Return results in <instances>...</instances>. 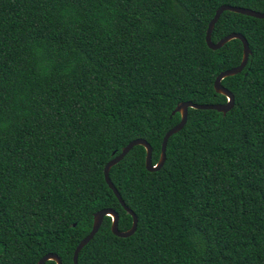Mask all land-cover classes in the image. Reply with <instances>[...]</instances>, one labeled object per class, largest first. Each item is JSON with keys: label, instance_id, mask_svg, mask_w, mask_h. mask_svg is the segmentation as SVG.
<instances>
[{"label": "trees", "instance_id": "trees-1", "mask_svg": "<svg viewBox=\"0 0 264 264\" xmlns=\"http://www.w3.org/2000/svg\"><path fill=\"white\" fill-rule=\"evenodd\" d=\"M221 5L264 13V0H0V264H73L103 209L131 227L103 168L135 139L156 164L177 105L227 102L213 84L243 47H207ZM231 33L251 51L221 81L233 107L189 108L160 170L141 146L110 169L136 231L118 238L105 217L78 264H264V19L223 12L211 40Z\"/></svg>", "mask_w": 264, "mask_h": 264}, {"label": "water", "instance_id": "water-1", "mask_svg": "<svg viewBox=\"0 0 264 264\" xmlns=\"http://www.w3.org/2000/svg\"><path fill=\"white\" fill-rule=\"evenodd\" d=\"M223 12H232L235 14H240L243 16L252 17L255 19H262V20L264 19V13H260V12H257V11L251 10V9H247V8H243V7H233V6H229V5H221L220 7H218L216 9L213 18L208 23V26L206 29V34H205V43L210 50L216 51V50L222 48L225 44H227L228 42H230L232 40H239L242 43V47H243L242 60H241L240 64L238 66L232 68V69L225 70V71L219 73V75L216 77L214 84H213L215 92L217 94H220V95H223L224 97H226L227 102L224 104H210V105L193 104L191 102H183V103H180L179 105H177V107L174 109L172 114L178 113L180 115V122L176 126H174L173 128H171L169 131H167L165 133V135L162 139V143H161V150H160L159 159H158L156 164L152 163V148H151V146L143 139H135V140L129 142L124 148H122L119 154H117V155H115V153L112 154L113 158L110 161H108L103 168V177H104V180H105L107 186L113 192V194L115 195L116 199L119 201L123 210L127 214H129L130 217L132 218V225L126 231H119V229H118V214L115 211H113L111 209H103V210L96 212L93 216V224H92L91 231L75 247V250L73 252V258H72L73 264H78L79 253L96 235V233L98 232L99 228L101 227V224H102L103 219L105 217H109L111 219V226H110L111 233L118 238L131 237L136 231L137 222H138L136 215L133 213V211H131L124 204V202L122 201L118 191L116 190V188L114 187L113 183L111 182V180L109 178V171L113 166L117 165L134 147L141 146L145 149V152H146V156H145V168H146V170L149 172H156V171L160 170L162 168L163 164L165 163V160H166L165 152H166V145H167L168 139L172 135H174V134L178 133L180 130H182L183 127L185 126L186 121H187V115H188V109L189 108L195 109V110H213V111H216L218 113L226 114L233 107L234 96L231 92H229L226 88H224L221 85V81L227 77H232V76H235V75H238L239 73H241L243 71V69L245 68L247 62H248V58L251 54V51L249 49V45H248L246 39L241 34H238V33H231V34L226 35L225 37L221 38L216 43L212 42L211 35L213 32L214 26L217 23L218 19L220 18V16L222 15ZM73 226H75V224ZM48 261H52L55 264H62L61 259L56 254H53V253H49V254L43 256L37 262V264H45Z\"/></svg>", "mask_w": 264, "mask_h": 264}]
</instances>
